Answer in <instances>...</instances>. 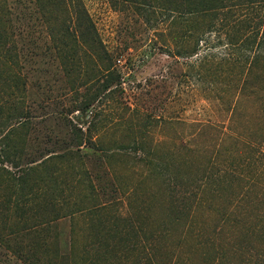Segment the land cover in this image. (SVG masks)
<instances>
[{
	"label": "rangeland",
	"instance_id": "374dc122",
	"mask_svg": "<svg viewBox=\"0 0 264 264\" xmlns=\"http://www.w3.org/2000/svg\"><path fill=\"white\" fill-rule=\"evenodd\" d=\"M180 1L0 0V264H264V78Z\"/></svg>",
	"mask_w": 264,
	"mask_h": 264
},
{
	"label": "trees",
	"instance_id": "16d2710c",
	"mask_svg": "<svg viewBox=\"0 0 264 264\" xmlns=\"http://www.w3.org/2000/svg\"><path fill=\"white\" fill-rule=\"evenodd\" d=\"M27 1L32 0H6L7 8L10 11L9 3L22 6ZM34 1L38 4L40 3V7L38 8L39 17L47 21L49 15L46 12L55 6L59 0ZM44 1L50 2L52 6L47 8L43 7ZM1 6L4 10V5ZM5 11L6 13L8 12L7 9ZM173 12H175L174 19L177 21L188 19L190 22H202L204 18L206 21L203 24V29L201 28L196 33H190L191 42L187 47L182 48L180 45L177 47L176 53L179 55L192 56L199 53V48L202 45L200 43L205 39L203 37L204 30L211 25L208 17L214 16L217 21H220L221 24L226 26L232 24L237 25L238 37L228 36L226 38V44L231 50L232 45H234L238 55L235 58V62L240 63V70L236 74L237 78H235L237 95L240 94L241 89H247V95L251 96V93L255 91L254 87L258 85V76L264 78V0H184L176 2ZM220 13L222 16L218 18L217 15ZM93 27L92 22H89L85 29L90 31ZM245 28H247L246 31ZM73 32L76 33L77 31L74 30ZM78 35L80 36V40L85 39L82 34L78 33ZM84 41L86 42V40ZM3 46L6 50L9 49V44L6 42H4ZM245 51L248 52L246 53ZM233 65L236 64L233 63ZM112 70L109 66L106 68V73L110 74ZM85 109H88L87 104L80 105L79 110ZM11 166L15 168L14 172L20 176L21 169L17 166V163L11 162Z\"/></svg>",
	"mask_w": 264,
	"mask_h": 264
}]
</instances>
